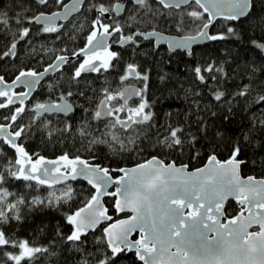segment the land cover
Listing matches in <instances>:
<instances>
[{
	"label": "snow or ice",
	"instance_id": "1",
	"mask_svg": "<svg viewBox=\"0 0 264 264\" xmlns=\"http://www.w3.org/2000/svg\"><path fill=\"white\" fill-rule=\"evenodd\" d=\"M53 2L65 9L64 18L79 11L85 4L89 12L96 14L89 26L85 47L73 52V56L84 57L73 73V81L79 80L84 73H106L114 69L113 61L119 62L120 54L111 51L113 44L121 48L138 47L141 39L155 40L157 44L167 39L154 27L142 30L143 24H151L160 17L171 18L173 27L182 32L187 17L196 25V34L167 39V42L171 50L183 49L191 56L193 44L202 40H224L228 35L235 34V29L228 27L227 34L210 35L207 29L214 19L240 20L249 14L252 6V0H110L107 3L74 0L71 8L63 0ZM38 3L46 5L49 0H38ZM182 6H189L191 10L172 11L180 10ZM205 13H208L206 21ZM58 17L60 13L57 12L51 16L41 13L21 19L17 14L15 18H10L6 11L0 10V26L9 28L11 23L21 26L14 33L19 39L14 38L0 59L15 57L19 41L29 37L31 28L23 26L25 20L29 24H41L42 32L58 33L59 28L55 25ZM252 43L264 53V43ZM56 61L42 72L20 71L11 83L0 76V109L11 112L10 115L0 116L3 121L0 122V254L7 258L5 264L7 261L11 264H37L41 258L48 260L60 254L57 251L60 244L65 246L63 251L80 254L77 264H90L89 257L95 264H117L127 253H132L142 264H264V179L240 177L239 170L247 161L239 159L243 149L238 142L231 145L227 160H218L213 147L207 157V165L191 172L186 164L178 166L175 161L165 163L157 156L131 168H109L93 162L95 155L89 161L65 152L50 160L39 153H30L25 141L33 135V126L38 119L48 113L67 116L75 111L74 104L69 100L73 96L71 91L61 92L55 102L37 101L31 108L25 103L31 99V93L50 69H58L69 62L63 55L57 56ZM192 72L201 84L209 88L215 101L231 103L226 100L224 91L215 88L217 74L227 76L222 66L209 62L204 66L197 65ZM129 78L142 80L143 88L123 87L115 92L108 87L101 89V99L90 115L89 109H84L86 116L79 125L74 128L65 121L63 127L58 128L48 121L43 125L47 137L75 136L86 150L106 145L113 157L122 158V154L136 151L138 129L142 125L150 129L155 121L152 104L147 99L148 75L141 73L137 65L129 63L119 80L123 82ZM19 85L27 91L16 92L15 88ZM50 88L55 89V86L50 85ZM251 89L250 80L231 96L233 99L248 97ZM78 94L84 95L83 92ZM133 97H139L135 107L128 105ZM257 103H264V94L259 95ZM228 110L230 112L231 108ZM26 111L34 114L31 122L17 123ZM121 113L124 115L121 116ZM257 128L264 132V117L253 119L250 132ZM201 132H204L203 128ZM157 137L155 147L158 149L183 154L187 148L191 159L200 156L196 147L199 140L186 132L184 126L167 124L163 134L157 130ZM244 140L251 144L249 134L244 135ZM258 146L264 148V144ZM202 147L212 146L209 143ZM113 172L121 174L118 179H113ZM78 178L92 185L95 193L84 207L63 215L67 231H63L61 224L57 223L55 235L48 244H37L35 240L17 237L9 228L13 222H23L24 209L58 208L71 201L73 189L68 182ZM112 184L118 187L108 192ZM41 189L46 191V195L33 194ZM105 195L117 197L114 204L117 212H131L132 215L104 228L103 237L95 241L103 247L93 252L85 247L87 233L102 220L112 219L101 203ZM230 196L238 201L241 210L228 219L224 216L223 205ZM221 218L226 222H222ZM253 226L258 230L249 231ZM40 231L43 232V228ZM137 231L139 238L131 239V234Z\"/></svg>",
	"mask_w": 264,
	"mask_h": 264
},
{
	"label": "trees",
	"instance_id": "2",
	"mask_svg": "<svg viewBox=\"0 0 264 264\" xmlns=\"http://www.w3.org/2000/svg\"><path fill=\"white\" fill-rule=\"evenodd\" d=\"M70 0H63L66 4ZM96 2H110V0H96ZM62 7L49 0L48 4H40L38 0H0V10L6 11L10 18H15L17 14L24 17H34L40 13H52ZM191 7L175 12L189 11ZM199 10V9H198ZM95 12L87 10V4L82 11L70 21L62 23L59 32L45 33L41 31L42 26L34 22L29 24L26 20L24 27H30L29 37L20 40L17 44L15 57H5L0 59V75L8 82L15 79L20 71L33 70L42 71L51 64L57 56L73 55L79 49L85 47L86 38L89 34V26L95 18ZM208 19L204 14V20ZM186 25L184 30L177 31L173 27L171 18L164 17L153 21L151 24H143L142 30L155 28L167 34L178 36L195 35L196 25L188 21L185 17ZM21 27L11 23L9 28L0 26V55L10 47L14 38L19 39L18 34L14 36L17 29ZM235 29L234 35H228L227 39L210 41L207 44L195 47L192 55L185 52H170L166 47L156 48L153 41L142 40L139 46L117 48L114 45L111 51L120 54L119 62L113 61L114 69L106 73H94L90 75L82 74L77 81L72 80L73 73L82 62V59L69 62L57 74L49 77L42 83L37 92L32 96L26 105L39 102H55L59 100L61 92L71 91L73 93L69 100L74 104L75 111L68 117L60 115H45L38 119L33 126V135L25 141V147L30 153L36 152L40 155L56 159L67 152L69 156L79 155L81 158L101 163L109 168L132 167L143 163L153 156L163 159L166 163L175 161L177 165L186 164L191 170L202 167L207 162V157L215 147V154L220 161L229 158L231 145L238 142L243 149L239 159L246 160L247 163L241 166L244 177L253 176L264 179V148L258 146L264 144V132L256 129L250 132L253 119L264 117V103H257L259 95L264 94V53L253 45V41L264 43V0H253L249 15L237 22L218 20L211 28V35L227 34V28ZM30 41V42H29ZM209 62H215L222 66L227 73L226 77L217 74L215 88H219L226 93V100L231 103L217 102L213 99L209 88L201 84L192 72L197 65L204 66ZM135 64L141 73L148 75L147 99L152 104L154 113V126L148 128L142 125L138 129L139 143L136 151L122 154V158L113 157L106 145H97L91 150H86L84 144L75 136H53L48 138L46 129L43 127L48 121L56 127H63L65 121L71 123L74 128L85 118L84 109H89L88 115L101 99V89L108 87L115 92L127 84H137L143 88L144 82L139 79L129 78L121 82L119 77L124 74L127 64ZM252 82L251 93L248 97L232 98L231 94ZM211 84V82H210ZM55 86V89L50 88ZM83 92L81 96L78 93ZM118 103V102H114ZM139 98L130 102L136 106ZM83 106V107H81ZM229 108L231 111L229 112ZM10 110L0 109V116L10 115ZM33 112L26 111L17 123L29 124L33 117ZM0 122H3L0 120ZM167 124L184 126L186 132L197 137L199 143L196 145L200 151V156L191 159L190 152L185 148L183 154L158 149L155 147L157 130L164 133ZM201 128L204 132H201ZM220 135H217V134ZM249 134L251 144L244 140V135ZM207 139H204V137ZM211 144L212 147H202ZM6 151H8L6 149ZM8 155L12 153L9 151ZM113 176L119 174L113 172ZM19 185V182H17ZM73 189V199L66 204H61L58 208H37L32 211L23 210L24 220L20 224L13 222L9 228L21 239L35 240L37 244H48L55 235L57 223L61 224L62 230L67 231L64 225L63 215L78 210L85 206L87 201L94 194V190L84 182L70 184ZM34 195H46V191L41 189ZM105 204L113 220H118L119 216L114 209L115 199L107 198ZM241 205L231 201L226 207V216L231 218L238 214ZM43 228V232H41ZM104 227H100L94 232L87 234V245L89 251L102 249L95 241L103 237ZM138 238V235L135 236ZM65 246L60 244L57 256L48 260L41 258L37 264H77L80 259L79 253L63 251ZM13 251V249H7ZM7 260L0 254V263ZM90 264L95 261L89 257ZM7 264H11L7 261ZM117 264H141L132 253L124 254L123 259H119Z\"/></svg>",
	"mask_w": 264,
	"mask_h": 264
},
{
	"label": "water",
	"instance_id": "3",
	"mask_svg": "<svg viewBox=\"0 0 264 264\" xmlns=\"http://www.w3.org/2000/svg\"><path fill=\"white\" fill-rule=\"evenodd\" d=\"M73 2H74V0H70V1H68L67 3H66V5H68L69 6V8H71V6H72V4H73ZM252 2H253V0H252ZM188 6H182V9H184V8H187ZM251 8H252V6H251ZM251 8H250V10H249V13H250V11H251ZM82 9H83V7H81L80 8V10L79 11H77V12H73V13H71L67 18H64V11H65V9H63V8H61V9H59L58 11H55V12H53V13H60V17H58L56 20H55V25L57 26V27H59L62 23H66V22H68V21H70L73 17H75V16H77L81 11H82ZM53 13H46V12H43V14H45L46 16H51ZM41 14V13H40ZM40 14H38V15H40ZM206 15H207V17H208V13H205ZM249 15V14H248ZM247 15V16H248ZM246 16V17H247ZM246 17H242L240 20H242V19H244V18H246ZM218 20H224L222 17H217L216 19H214L213 20V22H212V24H210L209 25V28L207 29V31L209 32V34L211 35V28H212V26L218 21ZM237 21H239V20H236V21H234V22H237ZM35 23V22H34ZM35 24H37V23H35ZM37 25H39V26H42L41 24H37ZM157 32H159V33H162L163 34V36L165 37V38H167V39H177V38H179V37H181V36H178V35H173V34H167V33H163V32H160V31H157ZM167 39H164V40H161L158 44L156 43V41L155 40H153V42H154V46L156 47V48H159V47H166L170 52H176V51H181V52H185V53H187L185 50H183V49H175L174 51L173 50H171L170 48H169V44H168V42H167ZM145 41H147V40H145ZM208 42H210L209 40H202V41H200V42H198V43H196V44H193L192 45V48H191V51L195 48V47H199V46H203V45H205V44H207ZM110 43H111V41H110ZM114 46L115 47H117V48H121L120 46H118V45H116V44H114ZM125 48V47H124ZM61 56V55H60ZM63 56H66L67 58H68V60H69V62H71V61H75V60H77V59H84V57H82V56H80V57H76V56H73V55H63ZM57 61H56V59L51 63V64H55ZM68 62V63H69ZM68 63H65L62 67H60V68H58V69H56V68H53V69H50L49 70V72L45 75V77H44V79H42L41 81H40V83H39V85H37L36 86V89H35V91L34 92H32L31 93V98H32V96L37 92V90L39 89V87H40V85L44 82V81H46L49 77H51V76H53V75H55V74H57L59 71H61L62 69H63V67L64 66H66ZM48 67V66H47ZM44 70V69H43ZM42 70V71H43ZM42 71H39V72H42ZM85 75H90V74H94V72H89V73H84ZM1 76V75H0ZM134 79V78H133ZM6 81V80H5ZM8 82V81H7ZM9 83H11V81L9 82ZM123 87H135V88H140V86H138L137 84H134V83H132V84H127V85H125V86H123ZM122 87V88H123ZM15 91L16 92H23V91H27V89L23 86V85H19L18 87H16L15 88ZM139 97H133L132 99H130L129 101H128V105L130 106V102L131 101H133V100H136V99H138ZM29 101V100H28ZM28 101H25V103L27 104L28 103ZM17 106H19V105H17ZM74 113V112H73ZM73 113H70V114H68L67 116H65L64 114H52V113H48V114H45V115H60V116H63V117H68V116H70L71 114H73ZM44 115V116H45ZM43 117V116H42ZM159 158V157H158ZM47 159H49V158H47ZM82 159H84V158H82ZM159 159H161V158H159ZM50 160H53V159H50ZM86 160V159H85ZM161 160H163V159H161ZM219 160V159H218ZM164 161V160H163ZM165 162V161H164ZM144 163V162H143ZM166 163V162H165ZM207 165V162H206V164L205 165H203L202 167H200V168H203V167H205ZM179 166V165H178ZM188 166V165H187ZM132 167H134V166H132ZM127 168H131V167H127ZM198 169V168H197ZM189 172H191V171H195L196 169H194V170H191L190 168H189V166H188V169H187ZM119 175H121V174H119ZM239 175H240V177L242 178V179H246L247 177H244L243 175H242V172H241V168H240V170H239ZM113 176V175H112ZM119 177V176H118ZM118 177H115V176H113V179L115 180V179H118ZM257 180H261V179H258V178H256ZM76 182H84V183H86V184H88L93 190H94V193H95V189L92 187V185H90L86 180H84L83 178H78L77 180H75V181H69L68 183L69 184H73V183H76ZM57 187H62V185H57ZM118 187V185H116V184H112L111 186H109L108 187V189H107V191L108 192H113V191H115V189ZM109 197H111V198H114L115 199V202H116V200H117V197H113V196H109V195H105V196H103L102 197V199H101V203L103 204V206H104V208H106L107 209V215H109L110 216V214H109V212H108V208H107V206H106V204H105V200L107 199V198H109ZM231 201H233V202H235V203H237V204H239L238 203V201L234 198V197H228V199L225 201V203H224V205H223V208H224V216L227 218V216H226V207H227V204L229 203V202H231ZM240 205V204H239ZM84 207V206H83ZM116 211V210H115ZM187 211V210H186ZM117 212V211H116ZM117 214L119 215V216H122L120 219H118V220H113V217H112V219L111 220H102L96 227H95V229H93V230H89V232L88 233H91V232H94V231H96L97 229H99L100 227H104V228H107V227H109V225H111V224H113V223H116L117 221H119V220H125V219H128L129 218V216H131L132 215V213L131 212H117ZM236 215H238V214H236ZM235 215V216H236ZM235 216H233V217H235ZM233 217H231V218H233ZM231 218H229V219H231ZM221 220H222V222H226V220L224 219V218H221ZM258 230V228L256 227V226H253V228H251V229H249V231H257ZM87 233V234H88ZM136 235H138V238H139V233H138V231L137 232H133L132 234H131V239H133V240H136V239H138V238H135V236ZM213 235H214V233H213ZM173 251H175V249H173ZM140 262V261H139ZM141 264H142V262H140ZM0 264H5V262H2V263H0Z\"/></svg>",
	"mask_w": 264,
	"mask_h": 264
},
{
	"label": "flooded vegetation",
	"instance_id": "4",
	"mask_svg": "<svg viewBox=\"0 0 264 264\" xmlns=\"http://www.w3.org/2000/svg\"><path fill=\"white\" fill-rule=\"evenodd\" d=\"M46 13H47V12H46ZM52 13H53V12H52ZM113 45H114V44H113ZM113 45H112V46H113ZM44 82H45V81H44ZM44 82H43V83H44ZM129 104H130V103H129ZM130 106H131V107H135V106H132V105H130ZM120 115L123 116L124 114L121 113Z\"/></svg>",
	"mask_w": 264,
	"mask_h": 264
}]
</instances>
